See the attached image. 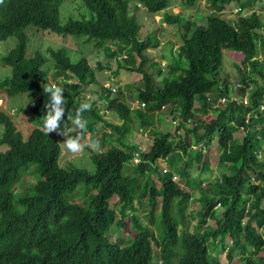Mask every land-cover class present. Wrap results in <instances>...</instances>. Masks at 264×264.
I'll return each instance as SVG.
<instances>
[{
	"label": "trees",
	"instance_id": "obj_1",
	"mask_svg": "<svg viewBox=\"0 0 264 264\" xmlns=\"http://www.w3.org/2000/svg\"><path fill=\"white\" fill-rule=\"evenodd\" d=\"M138 1L152 14L167 9L170 2ZM83 2L84 9L78 10L81 18L68 15L65 20L60 3L38 1V9L35 0H7L0 6V42L17 40L2 58L12 72L8 68L0 89L9 97L28 94L31 103L21 110H31L42 119L48 102L43 86L57 84L65 89L64 119L69 128L74 126L67 115L75 119L82 102L92 105L82 119L95 135L99 122L110 128L95 139L101 151L88 148L93 152L94 171L65 168L60 164L62 146L54 134L47 136L35 127L25 139L13 115L0 106L4 127L0 147L8 145L0 149V264H173L183 251H191L189 264H221L212 255L210 241L221 243L228 264H239L236 256L244 264H264V159L260 158L264 154V19L255 9L264 0H207L205 25L185 20L181 13H166L165 22L179 24L183 38L166 71L147 53L157 41L141 39L142 26L130 13L131 0ZM196 2L185 0L190 6ZM234 2L239 9L232 23L223 15ZM245 9L252 12L244 14ZM32 27L61 36L99 38L98 46L108 40L120 43V51L127 53L117 59L119 67L142 76L134 82L126 80L124 90L116 95L110 87L102 88L104 100L120 116L121 124L106 119L103 102L83 95L82 90L97 78L87 57L74 61L65 46L48 47L55 66L49 77L44 47L28 56V43L35 35L30 33ZM227 49L244 54L242 63L236 64L241 83L232 92L231 75L222 76L220 71ZM107 51L108 58L119 57L110 47ZM134 89L137 107L125 93ZM216 89L218 97H211ZM223 98L227 101L219 102ZM168 107H173L172 121L183 129L178 139L173 130L157 128L158 113ZM136 123L149 128L153 140L135 164L139 146L126 140ZM238 133L243 136L241 143H235ZM215 138L221 151L218 165L225 171L215 181L196 179L191 172L194 163L203 173L211 171L207 149ZM82 142L89 144L84 135ZM162 159L166 167L158 164ZM33 162H38V180L30 179ZM81 183L96 192L78 201ZM137 204H145L144 216L150 224L136 213ZM195 220L191 230L189 224ZM151 224L156 225L158 236ZM113 226L134 237L124 241L108 236Z\"/></svg>",
	"mask_w": 264,
	"mask_h": 264
},
{
	"label": "rangeland",
	"instance_id": "obj_2",
	"mask_svg": "<svg viewBox=\"0 0 264 264\" xmlns=\"http://www.w3.org/2000/svg\"><path fill=\"white\" fill-rule=\"evenodd\" d=\"M80 1H74V2H68V0H65L60 8V15L63 20H65L68 15H72L75 18H81L79 15L78 10L82 7L84 9V5ZM138 0H131V11L133 15L136 17L139 24H141V33L140 37L141 39H147L148 37L151 38L154 42H158L159 46L163 48V50L160 49L158 46V49H150L149 55L151 57L152 61H158L161 63L162 68L166 71L168 63H171L172 61V53L173 49H176V51L179 50V46L183 43L182 38V32L180 30L179 24H170L168 22H165V15L166 13L171 14H183L185 20H193L199 25H205L206 24V13L208 11V4L207 0H197L196 4L193 6L187 5L185 3V0H170L169 7L162 12H159L157 15H153L150 13L143 5H138ZM239 6L235 4V2L232 4V8L226 12H224V17L227 18L230 22L234 23L237 19L236 12L238 11ZM255 9L262 14V17L264 19V2H260L256 5ZM252 12V10L245 9L243 11L244 14H249ZM30 33H35V35H32V41L28 43V56L31 57L35 54V50L39 47H44V52L46 56L48 57V62L45 64L44 68L48 70L49 77H52L53 71L55 70L54 66V60L50 56L49 52L47 51L48 47H63L65 46L67 49H69L70 54L74 61L81 59V57H87L92 67L96 69V76L97 78L92 82L90 85L85 87L82 90L83 95L91 94V97L89 100L92 102H97L98 104H101L102 102L105 104L103 105V108L101 109L106 116V119L116 123L121 124L122 119L120 116L113 110H110L108 104L104 100V93L102 88L104 89V85L107 87H117L118 90H124L126 80L128 82H134L136 80L141 79V75L137 73H130L126 71L125 69H122L118 65V60L121 57L126 56V51L121 52L120 51V43L115 41H106V45L98 46L96 44L97 40H89L88 36L81 35V36H61L58 34H50L47 31L43 30H36V28H31ZM17 44V40L14 37H10L5 41L0 42V80L2 78H5L9 75V70H11L10 67H5L2 63V58L9 53V51L14 48ZM110 47L112 51H117L119 54V57L115 59L114 58H108L106 55L107 48ZM123 47H126L123 45ZM164 53V54H162ZM244 54L241 51L237 50H225L224 51V58H223V65L221 67V74L231 75V84H230V91H234L237 87L238 83H241L238 70L236 67L237 63H242ZM184 67H188V61L183 59L182 61ZM99 64L102 65V68H99ZM119 67V68H118ZM12 72V70H11ZM156 80L161 81L162 76L159 73H155ZM127 82V83H128ZM242 86V84H241ZM135 89L133 91H125L128 102L131 103L132 106L137 107L138 102L135 96ZM117 93H113V95H116ZM216 94L218 97L217 89L211 93V97ZM97 96V98H96ZM36 100V99H35ZM220 100L219 102H221ZM31 103L30 97L28 94H19L16 96L9 97L7 93H5L3 90L0 89V106L5 109L7 112L11 113L14 117V120L16 122V126L19 131L22 132L24 135V138L27 139L28 136L31 133V130H33L35 127L41 128V125L43 123V119L35 118L33 111L27 110V112H23L21 110V107H25L27 104ZM173 107H168L165 109L164 112L158 113V122H157V128L163 131H169L173 130L175 139H178V134L180 130L178 129V121H172L170 118V113L172 112ZM187 127L190 126V123L186 124ZM74 129V128H73ZM104 130L110 131V128H107L105 125H103L102 122L97 123L96 126V135L94 131H92L89 126L87 125L86 133L82 134L86 137L89 144L95 141L96 137L99 138L100 135ZM183 129H181L182 131ZM4 131V127L0 125V136L2 135ZM76 135L75 130L72 132ZM56 136V138L59 140L62 146V155L60 158V164L61 166L67 168V165H70L69 167H77V168H86L90 171L95 170V164L93 162L92 158V150L86 148L84 153L73 155L69 153L63 145V140L65 138H62V136L57 135V133H52ZM242 134H237L235 139V143H241L242 142ZM153 136L151 134V131L148 129H143L139 126L138 123H136L133 128L131 129V132L128 134V139L126 140L130 144L138 145L139 148L135 151L140 152H148L150 145L152 143ZM114 144L121 145L119 142H114ZM2 147V148H1ZM0 149H7L8 145H2ZM141 147V148H140ZM209 150L210 155V161H211V171H206L203 173V171L197 167V163H194L193 167L191 168L192 175L196 178L203 181H215L217 178L222 174L225 169L222 168L220 165H218V159L220 157V145L218 143V138H215L213 144L211 145ZM136 153V152H134ZM158 164L162 167H166V160L162 159L158 162ZM38 166V162H33L30 165V171H32V179H39L40 176L38 172H36V168ZM151 169L155 168V165L150 166ZM126 172L128 173L127 167ZM29 171V172H30ZM28 172V173H29ZM153 178H156V174L153 175ZM26 180V183L30 186L31 180ZM92 186H87L83 183L79 184L77 189H81V194L78 196V201H83L87 198H89L91 193ZM194 198L196 197L193 194ZM118 199L117 196H115L114 201ZM193 204L192 206H197V201L195 199L191 200L190 202ZM87 204V203H86ZM85 204V205H86ZM114 205V203H112ZM137 207V214L148 224H150L148 217H145L146 213V206L143 204L142 206L136 205ZM158 211V210H157ZM118 218H121V214L118 213ZM160 220V216H159ZM197 221H193L189 224V228L192 230L193 225H195ZM130 225H132V221L130 222ZM153 226L154 231L156 232L158 236V231L155 224H151ZM124 230V228H122ZM264 232V230H263ZM108 236H112L113 238H119L122 237L124 241L128 240L129 238L132 239L134 236H132L130 233H127L126 231H121L120 228L117 226H113L110 231L108 232ZM132 236V237H131ZM120 242H123L120 240ZM213 245V244H212ZM211 245V248H212ZM126 246V244L124 245ZM212 253L215 255H218L221 262L224 264L226 262V253L221 252L218 253L216 250H211ZM257 259H259L258 256H256ZM241 264H244V260H242Z\"/></svg>",
	"mask_w": 264,
	"mask_h": 264
},
{
	"label": "clouds",
	"instance_id": "obj_3",
	"mask_svg": "<svg viewBox=\"0 0 264 264\" xmlns=\"http://www.w3.org/2000/svg\"><path fill=\"white\" fill-rule=\"evenodd\" d=\"M4 1L7 2V0H0V6L4 3ZM38 1H41L42 3L51 4L53 6H56L57 4L60 3V7H59V9H60L65 0H35L34 6H36L38 9H40V6L38 5ZM74 1H80L79 4L82 3L84 5L83 0H68L69 3L74 2ZM30 4H32L31 1H30ZM140 4L143 5L141 2H138L137 6ZM131 10L132 9H131V3H130V13L133 14ZM33 11H34V8H33ZM153 15H157V14H153ZM36 30L40 31V29H36ZM43 31H46V30H43ZM89 40H97V42H98L99 38H90L89 37ZM97 42H96V44H97ZM158 46H159V43L157 42V44L154 45V47L151 49H153V50L158 49ZM159 47L161 50H163V48L161 46H159ZM179 49H180V46H179ZM149 50L150 49H148V51H147L148 55H149ZM178 51H176V49H173V53L171 54L172 58H173V54H175V55L178 54ZM162 54H164V53H162ZM149 57H150V55H149ZM150 59H151V57H150ZM168 64H170V63H168ZM113 87L114 86H111L110 88L112 89ZM43 91L48 96V102L44 105V107L46 108V115L44 116L43 123L41 125V131L47 136H49L51 133H57L58 135L65 137V139L63 140L64 148L69 153H71L73 155L84 153L86 148H91L93 151H96V152L101 151L102 149H101V146L99 144V141H93L90 144H86V143L82 142V139H83L82 134L86 133V128H87V121L82 119V114L85 111H90L92 105L88 102H82L76 110L75 119H73L72 116L70 115V113H68L67 121H71L72 125L74 126V129L69 128L68 123L64 119L65 113H66L65 89L63 87L57 85V84H52V85H44ZM112 91H113V89H112ZM117 91H118V89H117ZM117 91L116 92L113 91V93H117ZM86 96L89 99L92 98L91 94H88V95L86 94ZM62 123L64 124L63 129L61 128ZM74 130L76 132L75 136L71 135V133ZM180 132H181V130H180ZM135 152L136 153H134V155H135L134 163L136 164V163L140 162V156L143 152H140V151H135ZM260 158L264 159V154L261 155ZM227 241L231 243L230 238H228ZM211 245H212V248H211ZM209 248L211 250L212 249L216 250L218 253H221V252L226 253V251L222 250V245L218 241H216V242L210 241L209 242ZM212 255L217 256L219 258V256L215 255L214 253H212ZM236 257L239 260V264H241L242 260H240L238 256H236ZM190 259H191V251H186V252L183 251L181 254H177L173 258V260H174L173 264H189ZM155 260L157 261V259H155ZM219 260H220V258H219ZM220 263L223 264L221 262V260H220ZM224 264H228L227 253H226V262Z\"/></svg>",
	"mask_w": 264,
	"mask_h": 264
},
{
	"label": "built area",
	"instance_id": "obj_4",
	"mask_svg": "<svg viewBox=\"0 0 264 264\" xmlns=\"http://www.w3.org/2000/svg\"><path fill=\"white\" fill-rule=\"evenodd\" d=\"M238 86H240V84H239ZM112 89H113L114 92L117 91V88H116V87H113ZM232 99H237V96H233ZM226 101H227V98H223V99H222V102H226ZM262 108H264V106H262Z\"/></svg>",
	"mask_w": 264,
	"mask_h": 264
}]
</instances>
